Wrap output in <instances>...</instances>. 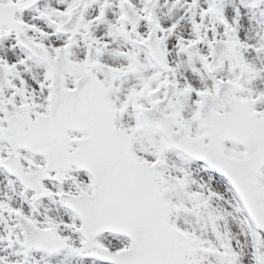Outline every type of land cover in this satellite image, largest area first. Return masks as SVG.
Returning a JSON list of instances; mask_svg holds the SVG:
<instances>
[{
  "label": "snow or ice",
  "instance_id": "snow-or-ice-1",
  "mask_svg": "<svg viewBox=\"0 0 264 264\" xmlns=\"http://www.w3.org/2000/svg\"><path fill=\"white\" fill-rule=\"evenodd\" d=\"M0 264H264V0H0Z\"/></svg>",
  "mask_w": 264,
  "mask_h": 264
}]
</instances>
